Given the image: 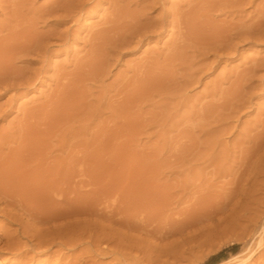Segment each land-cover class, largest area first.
<instances>
[{
	"label": "rangeland",
	"instance_id": "obj_1",
	"mask_svg": "<svg viewBox=\"0 0 264 264\" xmlns=\"http://www.w3.org/2000/svg\"><path fill=\"white\" fill-rule=\"evenodd\" d=\"M116 1L114 2L113 0L110 3L111 0H108V2L107 0H75V2L74 0H0V39L3 38L0 43L4 44L9 37L14 38V36L16 41L21 39L18 36L20 37L19 34L23 30L28 37L30 35L29 38L32 40V43L29 41L32 45L29 43L28 46L33 47L36 43L39 44V42H35L37 39L33 40L37 35L36 37L43 38L41 44H45L42 47L46 48L44 62L37 57L38 55L33 52L31 54V51L28 56L24 53L26 58L22 54L25 59L21 58V54L12 56L13 63L10 62V70L7 69L10 72L12 71L14 75L17 72L15 70L20 69L19 71L22 74L18 71L16 75L19 73L18 76L22 77L21 79L16 75L13 76V73L10 76L6 67H4V70L2 67L0 69V79H2L0 80V162H3L5 166L8 165L11 170L6 169L7 166H3L5 169L1 168L3 163H0V171H3L0 173L2 174L0 175V180L2 181L0 182V198H2L0 200V239L4 237L3 234L15 235L14 232L25 231L26 233L28 230L29 235L30 233L33 234L34 231L36 232L40 227L44 229L48 227L46 225H39L40 227H38V224L34 225L33 220L30 219L29 213L31 212L32 214V211L37 210L40 203L36 204V200L34 202V199H29L27 196L23 198L25 196L23 186L28 187L26 182L27 184L29 182L26 180L31 179L33 174L35 176L38 175L37 170L39 171L38 178L34 177L40 182L33 180V184L29 183L34 185V187L35 184L38 185L40 183H47V186L50 184V186H56L57 183L58 186V182L61 180L60 186L65 188L66 183L71 180L70 183L73 186L75 185L76 188L80 186L83 189L88 188L87 190H77L78 188L74 189L75 186H71L73 187L72 190L74 189L77 193L79 191L78 194L80 195L84 194V192L86 193V191L90 192H88L89 195H94L100 184L99 189L101 186H111L109 188L117 192L120 191L118 194L123 198L121 199L122 213L125 211L123 217L127 220L135 218L138 221L139 219L137 218H141L143 220L140 219L141 222L146 227L137 228V232V229L132 230L130 228V231L129 228L124 226L108 224L105 230L112 232L117 239L128 236L130 240L127 238L122 241H125L122 244L127 247L125 251L130 253V255L132 254V257L137 258L141 264H251V262L254 264L257 259L255 264L257 262H259L258 264H264V261H261V259L264 260V244H262L264 241H261L264 240L262 239L264 237H260L264 236V142H261L264 141L262 139L264 137H261L264 136V130H262L264 129L262 127L264 126V118H262L264 117L262 115L264 112L261 111L264 110V86H262L264 83L260 84L261 80L264 81L262 79L264 78V71L260 68L264 67H256V65L264 64V41H260V43L258 41L241 43L239 42L240 39H238L239 41L232 39L228 44L235 45L237 49L233 50L230 48L231 50L227 49L228 52L226 49H220L218 53L216 52L217 50L208 51V46L198 45L193 38L191 40L182 39L184 43L181 42V38H179L180 31H177V28L173 26L176 31L172 30L170 22L168 23L169 20H172V17L168 19V16L165 18V23L168 20L167 23L169 25L165 24L163 26L162 29L164 31L161 30L159 24L155 25V27L151 26V24L146 25L144 29H149L148 31L141 29V32H144V34L142 32L143 36L150 37L147 38L148 40L141 38L142 42L141 40L137 41L140 38L137 36V40L134 39V42L137 41V43L127 39V37L126 40L128 42H125L124 33H127L125 28L123 32L122 30L120 31V34L116 31V33L106 34L103 40L101 39L102 41L98 40L97 44L94 39L91 40V35L97 32L98 29L100 30L101 27L104 28L106 19L111 18L109 15L115 9L114 3ZM123 1L118 3L120 8L129 2V0ZM160 1L164 2L159 7H154L151 0H142V3H146L152 9L149 10L148 6L141 5L148 7L144 13L147 12L148 16L150 14L149 23L152 20L154 21V19L157 20L164 12L166 13L167 9L171 11L173 4L178 7L179 5L177 4L179 3L180 7L183 6V9L181 8L183 11L190 12L189 17L194 20L196 17L198 18H196L197 21L195 20L196 23H210L208 25H211L213 30V26L216 29L223 25L226 26L225 24L233 19L230 24L235 22V24H238L237 19L239 17L240 21L245 23V20L248 21L251 17L252 23L259 16L261 7H264V4H262L264 0H255L256 4L254 0L253 2L252 0H234V2L236 1L235 3L233 0L232 3H229L231 0H211L212 3L214 2L213 4H211L210 0H205V2L204 0H198V2L196 0ZM243 1H246V3ZM194 2L197 4L195 5ZM132 3H129V5L131 4L130 10L135 7ZM184 3L186 5H183ZM189 3L195 7L188 6ZM218 3H221V6ZM223 3L226 4L224 5ZM237 3L240 4L237 5ZM110 4L114 6H111V9L108 7ZM162 4H164L163 7ZM217 4L220 7L219 9L216 6ZM13 6L14 9L11 8ZM200 7H202V10H200ZM238 7H241V9ZM16 8L17 11H15ZM208 8L210 10L213 8L215 12L211 10L209 14ZM236 8L238 12L244 11L243 15L246 14L248 16L249 14V19H247L246 15L242 16L241 13H238ZM51 9H54L55 12L46 15V12ZM18 10L23 12L20 13ZM45 10L47 11L45 12ZM79 10L81 11L79 12ZM218 10L224 15H220ZM231 10L235 12L232 13ZM226 11L227 13H225ZM160 12L162 13L160 14ZM230 12L235 14L236 17L240 14L241 16L237 18L235 15V18L232 15L227 16L226 14ZM205 13L209 15L206 16ZM251 13H255L254 15L252 14L253 18ZM64 14L65 17H62ZM123 14L124 12L122 11ZM14 15L16 16L14 17ZM25 15H27L29 20ZM66 15H69L70 18H68L69 16L66 17ZM107 15L109 18H106ZM32 16L34 18L40 17L35 18V21ZM127 16L125 15L126 19H128ZM200 16L204 18L205 23ZM18 18H20L22 23H17L19 22ZM104 18L105 21L103 22ZM24 19L27 20L25 21ZM126 19L123 22L128 24L129 22H126ZM225 19L228 21L225 22ZM148 21L143 22L148 23ZM249 21L246 24L247 26L250 24ZM16 23L18 26L15 25ZM20 24L21 27L19 28ZM215 24H218V27ZM148 26L151 29H156L153 30L155 34L157 32V36L153 30L150 31L151 29ZM16 29L18 36L14 33L17 32L15 31ZM11 31V36L6 35L11 33ZM115 34L118 36L116 37ZM151 34L153 35L151 36ZM110 35L113 37L111 38ZM121 35H124V37H120L119 40ZM177 37L179 39H176ZM109 38L114 39V42ZM121 38L122 41L124 40V46H120L122 44ZM116 39L118 40L117 42ZM174 40L179 42L175 43ZM172 41L176 45L171 43ZM190 41L195 44L193 43L192 45ZM236 41L238 46L232 44L236 43ZM102 43L104 47L100 45ZM116 43H119L118 47ZM94 44L98 45V51L95 56L88 54L90 52L89 49ZM172 45L175 48H172ZM191 45L192 47H190ZM202 46L205 47L203 48ZM198 47L200 48L197 49ZM115 48L116 50H114ZM191 48L202 54L206 53L204 56L207 57H199L203 55L201 53L194 54L195 51ZM111 49L115 51L111 53L112 56L109 55L112 51ZM185 49L188 51L183 52ZM175 50L179 53H176ZM190 50L191 52L189 53ZM171 53L175 56V59ZM215 53H217V57L221 54L218 57L219 59L215 57ZM107 54L110 57H107ZM197 54L201 55L197 56ZM97 55L98 57H96ZM92 56L94 57L92 58ZM184 56H189V58L185 57L186 59H184ZM97 58L98 62L96 61ZM199 58L202 59L200 60ZM101 59L105 61L103 62ZM188 59L190 62L187 61ZM180 60H183L182 62L185 65H182L183 63L179 64ZM22 63L24 64L22 65ZM41 65L45 67H41L43 69L39 70V72L35 71L41 69ZM21 66L26 69H22L24 72H22ZM89 66H94L95 68ZM178 66L183 69H179ZM248 66L249 68H247ZM184 67H187V69ZM255 67L259 71H255L254 73L256 74H248ZM33 71L36 72L35 75ZM198 71L200 72L195 74ZM243 75L246 76L247 80ZM8 76L10 77L9 79L7 78ZM5 78H7L6 81ZM23 79H28V81L22 82L21 80ZM187 79L188 81H186ZM224 79L227 81H224ZM181 80L183 82L179 84L178 81ZM253 81L254 83H252ZM175 82L178 85H176L177 83L174 84ZM187 82L192 84L187 85ZM8 85H12V87L10 86V88ZM6 87H9V89L6 90ZM213 90H215V94ZM256 117L258 121H256ZM33 119H36V121L34 122ZM255 123L258 125H255ZM260 123L262 126H260ZM15 156H17L19 161L17 159V162H15ZM6 160L8 161L7 163L5 162ZM82 162H85V164ZM12 163L13 167H10L9 164ZM23 167H26V169H23ZM81 168L87 171L88 174L85 172L86 177H84ZM21 169L20 174L18 170ZM79 170L81 171V178ZM24 171L25 173L33 171L30 174L31 177L29 176L30 172H27V175ZM70 171L78 172V174L69 175L68 173H73ZM5 173L10 174V176ZM11 173L14 174L13 180L10 178L12 182L9 181V183L5 182L3 184L6 180L8 182L9 178H6L7 176L12 177ZM64 174H67L68 177H64ZM22 175H26V177ZM3 178L6 180L3 181ZM20 178H23L25 185H21L22 180ZM82 178H87L85 181H88L86 184L89 186L79 183H84V179L80 180ZM15 179L18 181L14 183ZM32 179L29 181L32 182ZM76 179L79 180L77 181ZM23 181L22 183H24ZM76 181L80 186L77 183V185L74 184ZM89 181L91 183L96 182L97 187H93V189L96 188L95 190L92 189L91 191L90 187L95 182L91 184ZM14 184L22 187H17L21 192H19V189L17 190L19 195L23 193L20 196L23 202H20L18 197H16L18 199L14 197L12 201L5 196L6 194L12 195L9 193V189ZM2 188L4 190L9 189L4 191ZM74 190L73 192H75ZM33 191L29 192V196L36 194L35 190ZM73 192L70 193L73 194ZM77 193H74V196L76 194L75 197L72 194L69 196L66 194V197L67 199L76 198ZM88 193L84 195L87 196ZM127 194L128 196L126 197ZM84 195L81 197L84 198ZM42 196L43 194L41 193ZM26 198H28V201ZM110 200L112 201V198ZM29 201L36 205L26 204ZM111 201L109 205L113 207ZM14 202L19 203L16 205ZM20 203L24 205L22 204L21 206ZM25 205L32 207H26ZM12 206H16V208ZM20 206L22 209H17ZM3 208L4 210H2ZM12 208L19 210V214L14 209L12 214ZM31 208H34V210H31ZM135 210L138 214H136ZM131 211L135 214L131 213ZM24 214H26L25 217ZM72 217H69L70 220L62 218L69 221L76 220L75 222H70L71 224L62 219H58L57 221L59 222L56 220L51 222L49 226L53 229L51 231L56 229L55 231L61 232L62 230L61 233H65L63 234L64 237L70 236L69 238H71L85 228L87 232L93 231L95 233V231H98L97 229L100 230L103 222L96 216H90L94 217V219L89 216L87 218L84 215L83 217L81 215ZM78 218L82 220L81 223L83 224L79 223ZM82 218H84V222ZM21 219H24L25 223ZM87 220L88 222H86ZM90 220L96 221L92 222ZM15 222H17L18 226H23L18 227ZM60 222L64 225L58 227L59 224L57 225V223ZM52 226L56 227L53 228ZM61 226L66 229L64 228L63 230ZM20 228L22 229L21 231ZM92 228L95 230H92ZM67 230L70 232L69 235ZM122 234L125 236H122ZM126 241L128 242L126 243ZM131 242L133 243L130 244ZM255 244H260V246L258 245L257 248ZM3 247L5 248L0 243V264H25L26 262V264H49L45 262V255H39L35 261L24 262L26 259L23 260L22 257L18 256L17 250L15 251L13 248L4 250L2 249ZM253 247L256 249H252ZM250 252L253 254H250ZM245 254L251 255L249 259ZM244 256L247 259L245 262L243 260ZM128 262L127 260L126 263L128 264ZM129 264L132 263L129 262Z\"/></svg>",
	"mask_w": 264,
	"mask_h": 264
},
{
	"label": "bare ground",
	"instance_id": "obj_2",
	"mask_svg": "<svg viewBox=\"0 0 264 264\" xmlns=\"http://www.w3.org/2000/svg\"><path fill=\"white\" fill-rule=\"evenodd\" d=\"M110 1V0H109ZM112 1L113 0H111V2L110 3H112ZM123 0H117L116 1V3H114L115 2V0H114V6H115V9H113L112 10V14H108L109 16H111V18H109V16L107 15L106 16V18L108 17L109 19H106V22H105V24H104V28H100V30L98 29V31L97 32H95V33H92V35H91V40L92 39H94L95 41V43H97L98 44V40H103V37H105V35L106 34H109V33H114L115 31L116 32H119V34L121 33L120 31L122 30V32H123V29H125L126 28V30H127V33L125 34L124 33V35H125V42H128L127 40H126V37H127V39H129V40H133V42H134V39L135 40H137V36H139L138 38V40L137 41H140L141 40V38H144V39H146V40H148L147 38L149 37V36H146L145 37V35L143 36L142 35V32H141V29H143L144 31L145 30H149V29H144V28H146V25H150L151 24V26H153V27H155V25L157 26V24H159V26H160V28H161V30H163L162 28H163V26H165V24H168L169 22H170V26H171V28H172V30L176 27L177 28V31L179 30L180 31V33H179V38H181V42H183L184 43V41L183 40H185V39H189V40H191L192 38L195 40V42H197L198 43V45L200 44V46L201 45H206V46H208V51H210V50H217L216 52L218 53V50H225L226 49V51H227V49H233V50H235V49H237L236 48V46L234 45H229L228 43L229 42H231L230 40H234V39H236V40H238V39H240V41L239 42H252V41H258L259 43H260V41H264V7H261L260 9H261V11H260V14H259V16L256 18V20L255 21H252V23H251V17H250V19L248 18V16H249V14H248V12H247V14H248V16H247V19H249L248 21H249V23L250 24H248V26L246 25L247 24V20H245L246 21V23L245 22H242V21H240V17L239 16H241V14H242V16H245V15H243V12H238V9L236 10L238 13H241L240 15H238L237 17H239L237 20H238V24H230V22H232L233 20H231L229 23H226L225 25L226 26H222V27H219V28H215V26H213L214 27V30H213V28H211V25L209 26L208 24H210V23H208L207 24V22H206V24H198V23H196L195 22V20H196V18H195V20L193 19V18H191V17H189V13L190 12H187L186 10L185 11H183L182 9V7H180V4L178 3H176L177 5H179L178 7L177 6H175V4H173L174 6L172 7V9H171V11H168V9H167V11H166V13L164 12L157 20H155L154 19V21L152 20L150 23H149V21L148 20H150V18H149V16H150V14H149V16L146 14V13H144L145 12V10H146V8H148L149 6L145 3H142V0H135V1H133V0H129V2H127L128 4H126L124 7H119V5H118V3H121ZM150 1V0H149ZM152 2V6H154V7H156V6H160L161 5V3H163V2H161L160 0H151ZM184 1V0H183ZM182 1V2H183ZM188 1H191V0H188ZM193 1V0H192ZM197 2H198V0H196ZM206 1H209V0H206ZM211 1V0H210ZM220 1H222V0H220ZM227 1V0H226ZM229 1V0H228ZM237 1V0H236ZM235 1V2H236ZM239 1V0H238ZM7 2V1H6ZM10 2V1H9ZM67 2V1H66ZM70 2V1H69ZM74 2H75V0H74ZM107 2H108V0H107ZM124 2V1H123ZM131 2H133L132 3V5H134L135 7H134V9L132 8V10H130V6H131V4L129 5V3H131ZM144 2V1H143ZM147 2V1H146ZM204 2H205V0H204ZM217 2V1H216ZM233 2H234V0H233ZM234 2V3H235ZM243 2H245L246 3V1H243ZM249 2V1H248ZM251 2V1H250ZM252 2H253V0H252ZM251 2V3H252ZM262 2H264V1H262ZM3 3V2H2ZM8 3V2H7ZM99 3V2H98ZM151 3H150V5H151ZM191 3V2H190ZM190 3L188 4V6H192V5H190ZM195 3V5L197 4L196 2H194ZM199 3H200V1H199ZM202 3V2H201ZM207 3V2H206ZM214 3V2H213ZM212 3V1H211V4H213ZM229 3H232V0H231V2L229 1ZM233 3V4H234ZM244 3V4H245ZM251 3H249L250 5H251ZM254 3L256 4V2H255V0H254ZM13 4V3H12ZM12 4H10V5H12ZM19 4V3H18ZM65 4V3H64ZM107 4H109V3H107ZM145 5V6H148V7H144V6H141V5ZM182 4V3H181ZM205 4V3H204ZM209 4V3H208ZM218 4H220V6H221V3H218ZM218 4L216 5V6H218ZM224 5L226 4V3H223ZM222 4V5H223ZM238 4H240V3H237V5ZM254 4V5H255ZM262 4H264V3H262ZM14 6H15V4H13ZM21 5V4H20ZM71 5V4H70ZM113 5V4H112ZM111 4L110 5H108V7H110V9H111V6H112ZM124 5V4H123ZM163 5L164 4H162V7H163ZM183 5H186L185 3L183 4ZM199 5V4H198ZM227 5H228V2H227ZM235 5V4H234ZM259 5H261V3H259ZM14 6L13 7H11V8H13L14 9ZM79 6H80V4H79ZM97 6H98V4H97ZM114 6H112V7H114ZM206 6V5H205ZM212 6V5H211ZM215 6V7H216ZM257 6H258V4H257ZM20 7V6H19ZM24 7V6H23ZM161 7V8H162ZM187 7V6H186ZM193 7H195V6H192V8ZM209 7V6H208ZM214 7V8H215ZM229 7H231V6H229ZM245 7H246V5H245ZM248 7H250V6H248ZM252 7V6H251ZM259 7V6H258ZM10 8V9H11ZM21 8V7H20ZM63 8H65V7H63ZM68 8V7H67ZM70 8V7H69ZM79 8H81V7H79ZM150 8V7H149ZM160 8V9H161ZM182 8V9H181ZM201 8V9H200ZM200 8H198V9H200V10H202V7H200ZM203 8H204V5H203ZM220 7L218 6V9H219ZM224 8V7H223ZM222 8V9H223ZM226 8V7H225ZM239 8V7H238ZM55 9V8H54ZM54 9H51V10H45V12H46V15H50V14H53L54 12H55V10ZM73 9V8H72ZM84 9V8H83ZM165 9V8H164ZM187 9V8H186ZM189 9V8H188ZM191 9V8H190ZM197 9V10H198ZM209 9V8H208ZM221 9V10H222ZM232 9V8H231ZM239 9H241V7L239 8ZM244 9V8H243ZM242 9V10H243ZM259 9V10H260ZM62 10V9H61ZM75 10V9H74ZM149 10H152L151 8L149 9ZM193 10V9H192ZM204 10V9H203ZM211 10H213V8L211 9ZM210 9H209V14H210V11H211ZM234 10V9H233ZM255 10V9H254ZM11 12H12V10H10ZM15 11H17V8H16V10ZM14 11V12H15ZM19 12H20V10H18ZM59 11H60V9H59ZM63 11H64V9H63ZM81 10H79V12H80ZM122 11L124 12V16L122 15ZM162 11V10H161ZM193 11H196V10H193ZM205 11H207V10H205ZM214 11V10H213ZM229 11V10H228ZM241 11V10H240ZM252 11V10H251ZM256 11V10H255ZM21 12H23L22 10H21ZM20 12V13H21ZM42 12H44L43 10H42ZM41 12V13H42ZM74 12V11H73ZM109 12V13H110ZM127 12H129V13H127ZM151 12V11H150ZM196 12H198V11H196ZM200 12V11H199ZM215 12V11H214ZM220 12V15H224V13H222L221 14V11H219L218 10V13ZM231 12H232V10H231ZM231 12L230 13H228V14H230V15H228V14H226L227 16H233V18H235L236 17V15L235 14H231ZM233 12H235V11H233ZM232 12V13H233ZM20 13H18V15H20ZM38 13V12H37ZM48 13V14H47ZM71 13H72V10H71ZM127 13V14H126ZM162 12H160V14H161ZM208 13V12H207ZM225 13H227V11L225 12ZM246 13V12H245ZM11 14V13H10ZM14 14V13H13ZM56 14H57V11H56ZM67 14V13H66ZM69 14V13H68ZM209 14H207V15H209ZM211 14H213L212 12H211ZM253 13H251V15H252ZM255 14V13H254ZM253 14V15H254ZM8 15V14H7ZM12 15V14H11ZM17 15V14H16ZM16 15H14V17L16 16ZM17 15V16H18ZM44 15V14H43ZM125 15H128L127 16V18L128 19H126V17H125ZM191 15V14H190ZM194 15V14H193ZM205 15H206V13H205ZM206 15V16H207ZM234 15H235V17H234ZM253 15H252V18H253ZM5 16V15H4ZM24 16V15H23ZM26 17H27V15H25ZM69 15H66V17H68ZM169 16V18L168 19H170V17H172L171 19V21L169 20H167L168 21V23H167V21H166V23H165V18H167ZM212 16H215V15H212ZM256 16V15H255ZM254 16V17H255ZM9 17H10V15H9ZM12 17V16H11ZM26 17H24V18H26ZM33 17V16H32ZM38 17H40V16H38ZM38 17H35V18H38ZM62 17H65V14H64V16H62ZM61 17V18H62ZM123 17H125V18H123ZM151 17V16H150ZM236 17V18H237ZM20 18H21V20H22V17L20 16ZM20 18H18L19 19V22H17V23H20L21 22V20H20ZM34 18V17H33ZM34 18V19H35ZM52 18V17H51ZM68 18H70V16L68 17ZM153 18V17H152ZM155 18V17H154ZM200 18L201 19H203V22H204V18H202L201 16H200ZM227 18V17H226ZM231 18V17H230ZM17 19V18H16ZM27 19H28V17H27ZM26 19V20H27ZM31 20H32V18H30ZM40 19V18H39ZM124 19H126V22H129L128 24H125L124 22H123V20ZM198 19V18H197ZM209 19H210V16H209ZM243 19V18H242ZM25 20V19H24ZM25 20V21H26ZM29 20V19H28ZM129 20V21H128ZM221 20V19H220ZM254 20V19H253ZM17 21V20H16ZM23 21V20H22ZM33 21V20H32ZM35 21H36V19H35ZM38 21H40V20H38ZM105 21V18H104V20H103V22ZM143 21H145V22H147L148 21V23H145V22H143ZM197 21V20H196ZM209 22H210V20H208ZM215 21H217V20H215ZM226 21H228V20H226L225 19V22ZM219 23H220V21H218ZM222 22V21H221ZM224 22V23H225ZM17 23L15 24V25H17ZM22 23V22H21ZM31 23V22H30ZM171 23H172V25H171ZM205 23V22H204ZM212 23H213V19H212ZM216 23V22H215ZM218 23V24H219ZM223 23V24H224ZM6 25H7V23H5ZM218 24L216 25V27H218ZM221 24V23H220ZM228 24V25H227ZM103 25V24H102ZM107 25V26H106ZM145 25V26H144ZM169 25V24H168ZM214 25V24H213ZM9 26V25H8ZM18 26V25H17ZM106 26V27H105ZM174 28H173V27ZM198 26H200V27H198ZM3 27V26H2ZM21 27V24H20V26H19V28ZM24 27V26H23ZM32 27V26H31ZM149 27V26H148ZM147 27V28H148ZM167 27V26H166ZM169 27V26H168ZM6 28V27H5ZM9 28H11V27H9ZM9 28H7V29H9ZM30 28V27H29ZM150 28V27H149ZM159 28V29H160ZM170 28V27H169ZM170 28V29H171ZM6 29V30H7ZM23 29V28H22ZM25 29V28H24ZM151 29V28H150ZM153 29H155V28H153ZM153 29H151L150 31H152ZM159 29H157V30H159ZM216 29V30H215ZM5 30V31H6ZM25 30H27V29H25ZM125 30V31H126ZM156 30V29H155ZM171 30V32H173ZM175 31H176V29H174ZM2 31H4V30H2ZM15 31H17V29L15 30ZM22 31V32H21ZM20 32H21V34H19L20 35V37L17 35V33H18V31L17 32H14L15 33V35L16 36H18V38H21V39H17V41H16V39H14L15 38V36H14V38H11V37H9V39H7L6 41H5V43L4 44H1L0 43V69H1V67H2V69L4 70L5 68L4 67H6V70H7V72L10 70L9 69V67H10V62H12V56H14V55H18V54H21V58H24L23 57V55H24V53L28 56V54H29V52L31 51V54H32V52L35 54V55H38L37 57H39L40 59H42V61L44 62V60L43 59H45L46 57L44 56V54H45V52H46V48L45 47H42L43 45H45V44H41L42 42H43V38H41V37H36L37 35L36 34H33V35H36L34 38H33V40L35 41L36 39V41L35 42H39V44H35V45H33V47L32 46H28L29 45V43L32 41V40H30V35H29V37H28V35H27V33H24L23 32V30H21ZM28 31V30H27ZM149 31V32H150ZM164 31V30H163ZM7 32V31H6ZM9 32V31H8ZM28 32H31V31H28ZM115 32V33H116ZM153 32H154V30H153ZM158 32H162V31H158ZM32 33V32H31ZM34 33V32H33ZM11 34H12V31H11V33H9V34H6V35H8V36H11ZM141 34V35H140ZM143 34H144V32H143ZM145 34H146V32H145ZM154 34H155V32H154ZM156 34H157V32H156ZM155 34V35H156ZM3 35V34H2ZM51 35V34H50ZM113 35V34H112ZM112 35H110V37L112 38L113 36ZM116 35V34H115ZM124 35H121V36H119V40H120V37H124ZM150 35V34H149ZM153 34H151V36H152ZM177 36H178V34H176ZM7 36V37H8ZM118 35H116V37H117ZM157 36V35H156ZM159 36V35H158ZM173 36V35H172ZM175 36V35H174ZM0 37H1V35H0ZM12 37H13V35H12ZM116 37H114V38H116ZM176 37V36H175ZM62 38V37H61ZM111 38H109V39H111ZM150 38V37H149ZM152 38V37H151ZM174 38V37H173ZM178 37L176 38V39H179ZM1 39H3V38H1ZM0 39V40H1ZM108 39V41H110ZM118 39V38H117ZM116 39V42L118 41ZM124 39V38H123ZM175 39V38H174ZM183 39V40H182ZM5 40V39H4ZM101 40V41H102ZM112 41L114 40V39H111ZM30 41V42H29ZM33 41V42H34ZM90 41V40H89ZM97 41V42H96ZM121 41H122V38H121ZM137 41L136 42H134V43H137ZM4 42V41H3ZM88 42V41H87ZM92 42V41H91ZM91 42H89V43H91ZM94 42H92V43H94ZM100 42V41H99ZM114 42V41H113ZM141 42H142V40H141ZM174 42H175V40H174ZM173 41L171 42V43H174ZM177 42H179V41H176L175 43H177ZM180 42V43H181ZM191 42V41H190ZM257 42V43H258ZM32 43V42H31ZM30 43V44H31ZM88 43V44H89ZM91 43V44H92ZM132 43V42H131ZM174 43V44H175ZM186 43H188L187 41H186ZM194 43V42H193ZM193 43L191 42V44L193 45ZM237 41H236V43H232V44H236L237 45ZM40 44H41V46H40ZM97 44H94V45H92L91 46V48L89 49V51L90 52H88V54L90 53V55H96V52L98 51V45ZM109 44V43H108ZM117 44V47L119 46V43H116ZM124 44V40L122 41V44L120 45V46H124L123 45ZM127 44V43H126ZM130 44V43H129ZM173 44V45H174ZM195 44V43H194ZM248 44V43H247ZM32 45V44H31ZM90 45V44H89ZM100 45H103V43L102 44H100ZM173 45H172V48H175V46L173 47ZM176 45V44H175ZM180 45V44H179ZM185 45V44H184ZM188 45H190V44H188ZM187 45V46H188ZM192 45L190 46V47H192ZM227 45H229V46H227ZM244 45V44H243ZM127 46V45H126ZM182 46V45H181ZM195 46V45H194ZM238 46V45H237ZM103 47H104V45H103ZM103 47H101V48H103ZM115 47V46H114ZM116 47V48H117ZM185 47H186V45H185ZM203 47V46H202ZM205 47V46H204ZM203 47V48H204ZM113 48V47H112ZM116 48L114 49V50H116ZM200 47H198L197 49H199ZM207 48V47H206ZM239 48V47H238ZM106 49H108V48H106ZM191 49H193V51H195V53L194 54H196V53H201V52H199V51H197V50H194V48H191ZM230 49V50H231ZM100 50V49H99ZM112 50V49H111ZM114 50H112L111 52H110V54H109V52H108V54L109 55H111V53H114L115 51ZM201 50V49H200ZM106 51V50H105ZM108 51V50H107ZM176 51V50H175ZM174 51V52H175ZM178 51H181V50H178ZM186 51H188V50H184L183 52H186ZM192 51V52H193ZM202 51V50H201ZM207 51V52H208ZM104 52V51H103ZM102 52V53H103ZM173 52V53H174ZM191 52V50L189 51V53ZM215 52V51H214ZM228 52V51H227ZM231 52V51H230ZM229 52V53H230ZM234 52V51H233ZM238 52V51H237ZM2 53V54H1ZM117 53V52H116ZM176 53H179V52H177L176 51ZM176 53H175V55H176ZM188 53V54H189ZM217 53H215V57H217L216 56V54ZM220 53V52H219ZM221 53H223L222 51H221ZM226 53V52H225ZM228 53V54H229ZM236 53V52H235ZM23 54V55H22ZM107 54V57L109 56ZM172 54V53H171ZM181 55H182V53H180ZM184 54V53H183ZM193 54V53H192ZM202 54V53H201ZM201 54H197V56L198 55H201ZM206 54V53H205ZM205 54H202L203 56H199V57H207V56H204ZM231 54V53H230ZM234 54V53H233ZM173 55V54H172ZM178 56H179V54H177ZM180 55V56H181ZM186 55H187V53H186ZM208 55V54H207ZM212 55V54H211ZM221 55V54H220ZM220 55H218V57L220 56ZM223 55V54H222ZM224 55H226V54H224ZM25 56V55H24ZM94 56H92V58L94 57ZM99 56H101V55H99ZM106 56V55H105ZM112 56V55H111ZM174 56V55H173ZM191 57H192V55H190ZM196 58H197V56L196 55H194ZM209 56V55H208ZM36 57V58H37ZM96 57H98V55L96 56ZM110 57V56H109ZM177 57V56H176ZM185 57H187V56H184V59H186ZM217 57V58H218ZM19 58V57H18ZM25 58H26V56H25ZM24 58V59H25ZM91 58V59H92ZM102 58V57H101ZM183 58V57H182ZM187 58H189V56L187 57ZM202 58H199L200 60L202 59ZM27 59H29L28 57H27ZM174 59H175V56H174ZM191 59V58H190ZM193 59V58H192ZM195 59V58H194ZM219 59V58H218ZM19 60V59H18ZM34 60V59H33ZM24 61V60H23ZM22 61V62H23ZM26 61V60H25ZM28 61V60H27ZM30 61V60H29ZM41 61V62H42ZM97 62H98V58H97V60H96ZM101 61H103V59H101ZM105 61V60H104ZM103 61V62H104ZM179 61V60H178ZM181 62H179V64L180 63H183L182 65H185L184 64V62H182L183 60H180ZM187 61H189L190 62V60L188 59ZM192 61V60H191ZM255 61V60H254ZM21 62V61H20ZM31 62H35V61H31ZM40 62V61H39ZM174 62H175V60H174ZM194 62V61H193ZM195 62L197 63V61L195 60ZM252 62H253V60H252ZM7 63H8V65H7ZM13 63V62H12ZM25 63V62H24ZM24 63H22V65L24 64ZM28 63V62H27ZM95 63V62H94ZM106 63H107V60H106ZM173 63V62H172ZM176 63H178V62H176ZM200 63V62H199ZM256 63V62H255ZM21 64V63H20ZM29 64V63H28ZM32 64V63H31ZM31 64H30V66H31ZM35 64V63H34ZM201 64V63H200ZM252 64V63H251ZM261 64V63H260ZM103 65V64H102ZM104 65H105V63H104ZM103 65V66H104ZM255 65V64H254ZM13 66H14V64H13ZM26 66V65H25ZM202 66V65H201ZM203 66H205V65H203ZM253 66V65H252ZM251 66V67H252ZM41 67H43V65H41L40 66V68ZM45 67V66H44ZM43 67V68H44ZM89 67H94V66H89ZM256 67H264V64H261V65H256ZM256 67H255V69H256ZM9 70H8V69ZM19 68V67H18ZM18 68H15V69H18ZM24 67H22L21 66V70L23 69ZM43 68H41V69H38V70H35V71H37V72H39V70H42ZM95 68V67H94ZM178 68L179 69H183V68H180L179 66H178ZM184 68H186L187 69V67H184ZM247 68H249V66L247 67ZM201 69V68H200ZM202 69H203V67H202ZM201 69V70H202ZM252 69V68H251ZM254 69V68H253ZM250 70V71H252V72H250V73H248V74H251V73H254L255 71H259L258 69H256V70ZM260 69H262V71H264V68H260ZM3 70H2V72H3ZM6 70H5V72H6ZM20 69H18V70H15V72L17 71H19ZM24 70H26L25 68H24ZM28 70V69H27ZM193 70V69H192ZM197 70H198V68H197ZM249 70V69H248ZM30 71H31V68H30ZM183 71V70H182ZM195 71V70H194ZM17 72H16V74H17ZM22 72H24L23 70H22ZM34 72V71H33ZM186 72V71H185ZM184 72V73H185ZM196 72V71H195ZM194 72V73H195ZM200 71H198L197 73H195V74H198ZM243 72H245V71H243ZM9 73H10V76H11V73H13L12 71L10 72L9 71ZM19 73H21V71H19ZM19 73H18V75H19ZM35 73L36 72H34L33 74L35 75ZM183 73V74H184ZM189 73V72H188ZM259 73V72H258ZM257 73V74H258ZM3 74H5V73H3ZM3 74H2V77H3ZM7 75H8V73H6ZM15 74V75H16ZM22 74V73H21ZM24 74V73H23ZM26 74V73H25ZM27 74H29V73H27ZM32 74V73H31ZM39 74V73H38ZM187 74V73H186ZM195 74H193V75H195ZM244 74V73H243ZM248 74H245V75H248ZM254 74H256V73H254ZM14 75V73H13V76H15ZM18 75H16V76H18ZM242 75V74H241ZM245 75H243V76H245ZM1 76V75H0ZM22 76H25V75H22ZM240 76V75H239ZM249 76V75H248ZM252 76V75H251ZM179 77H180V75H179ZM184 77V76H183ZM192 77H194V76H192ZM254 77V76H253ZM8 79L10 78L9 76L7 77ZM7 78H5V81L7 80ZM14 78V77H13ZM18 78H22V77H19L18 76ZM181 78H182V76H181ZM180 78V79H181ZM191 78V77H190ZM195 78V77H194ZM198 78V77H197ZM244 78H246V76L244 77ZM243 78V79H244ZM3 79H4V77H3ZM192 79V78H191ZM227 79V78H226ZM226 79H224V81L226 80ZM237 79V78H236ZM253 79H255V78H253ZM259 79H261V78H259ZM262 79H264V78H262ZM0 80H2V79H0ZM184 80H185V77H184ZM196 80V79H195ZM198 80V79H197ZM223 80V79H222ZM228 80V79H227ZM226 80V81H227ZM246 80H247V78H246ZM246 80H243V81H246ZM4 81V80H3ZM22 82L23 81H25V82H27L28 81V79H23V80H21ZM186 81H188V79L186 80ZM190 81V80H189ZM194 81V80H193ZM201 81V80H200ZM221 81V80H220ZM241 81V80H240ZM239 81V82H240ZM254 81H256V80H254ZM254 81L252 82V83H254ZM260 81V80H259ZM259 81H258V83H259ZM179 82V84H180V82H183L182 80L181 81H178ZM257 82V81H256ZM261 83L260 84H262V83H264V81H260ZM177 82H175L174 84H176ZM221 83V82H220ZM223 83V82H222ZM244 83V82H243ZM248 83V82H247ZM250 83H251V80H250ZM3 84V83H2ZM173 84V83H172ZM183 84V83H182ZM181 84V86L183 87V88H185L183 85ZM188 84H192V83H188L187 82V85ZM196 84V83H195ZM198 84H199V82H198ZM259 84V85H260ZM176 85H178V83L176 84ZM197 85V84H196ZM200 85V84H199ZM251 85V84H250ZM253 85V84H252ZM259 85H258V87H259ZM6 86H7V84H6ZM9 86V85H8ZM11 87H12V85H10ZM9 86V87H10ZM21 86V85H20ZM245 86H246V84H245ZM262 86H264V85H262ZM261 86V87H262ZM0 87H1V84H0ZM9 87L6 89V90H8L9 89ZM10 87V88H11ZM247 87V89H248V86H246ZM249 87H251V86H249ZM3 88V87H2ZM1 88V89H2ZM176 88H177V86H176ZM178 88H179V86H178ZM240 88H242V87H240ZM255 88V87H254ZM181 89V88H180ZM216 89V88H215ZM245 89V88H244ZM250 89V88H249ZM177 90H179V89H177ZM184 90V89H183ZM178 92V91H177ZM215 92V90H213V93ZM215 94V93H214ZM181 98H182V96H181ZM178 102V101H177ZM179 102H180V99H179ZM178 105V104H177ZM262 112H264V110H261ZM261 113V112H260ZM35 114V113H34ZM261 115V114H260ZM262 115H264V114H262ZM36 116V115H35ZM34 116V117H35ZM258 116V115H257ZM32 117H33V115H32ZM36 118V117H35ZM261 118V117H260ZM262 118H264V117H262ZM34 120V122L36 121V119H33ZM260 120H262V119H260ZM256 121H258L257 120V117H256ZM260 122V121H259ZM259 122H257V123H259ZM262 123V122H261ZM261 123H260V126H262L261 125ZM255 125H258V124H256L255 123ZM262 127H264V126H262ZM262 130H264V129H262ZM259 133H261L260 131H259ZM258 133V134H259ZM258 134H256V135H258ZM262 134V133H261ZM245 136H248V135H245ZM258 137V136H257ZM261 137H264V136H261ZM254 138H255V136H254ZM262 139H264V138H262ZM255 141V140H254ZM260 141V140H259ZM261 142H264V141H261ZM257 145V144H256ZM8 155V154H7ZM7 155H6V157H7ZM1 157V156H0ZM10 157V156H9ZM20 157V156H19ZM3 158V157H2ZM5 158V157H4ZM14 158V157H13ZM25 158H26V156H25ZM17 156H15V162H17ZM22 159H24V158H22ZM4 160V159H3ZM8 160V159H7ZM5 161L6 163L8 162V161ZM11 160V159H10ZM26 160V159H25ZM18 161H19V159H18ZM0 163H3V162H0ZM83 163V162H82ZM4 164V163H3ZM3 164H1V168H4L3 166H5V164L3 165ZM83 164H85V162L83 163ZM10 165V167H13L12 165H13V163L12 164H9ZM7 166V167H6ZM5 167H6V169H8L9 171H11L9 168H8V165H6ZM83 167H84V165H82ZM86 166V165H85ZM14 167H17V166H14ZM0 168V169H1ZM85 168V167H84ZM5 169V168H4ZM3 169V170H4ZM16 169H18V168H16ZM23 169H26V167L24 168L23 167ZM32 170V169H31ZM34 171H35V169H33ZM72 170V169H71ZM81 170H82V172L84 173V177H86L85 176V172L87 173V171L86 170H84V169H82L81 168ZM84 170V171H83ZM7 171V170H6ZM20 171H22V169L21 170H18V173H20L21 174V172ZM74 171V170H73ZM73 171H70V172H73ZM78 171V170H77ZM77 171H75V172H77ZM80 171V170H79ZM1 172H3V171H0V173ZM28 173H29V176L31 177V173L33 172V171H27ZM26 172V173H27ZM36 172H38V175H39V171H37L36 170ZM10 173V172H9ZM17 173V174H18ZM24 173H25V171H24ZM25 173V174H26ZM28 173H27V175H28ZM65 173H68V172H65ZM6 174V173H5ZM12 174V173H11ZM69 175H72V174H75V175H77L78 174V172L77 173H68ZM88 174V173H87ZM0 175H2V174H0ZM6 175H8V174H6ZM5 175V176H6ZM13 175L14 174H12L11 176L12 177H8V176H10V174L6 177V178H9L8 179V182H7V180L5 179V178H3V181L4 180H6V181H4L3 182V184L6 182V183H9V181H10V178H12L11 180H13ZM38 175H34L33 174V176H32V182H30L31 181V179H24V180H26V181H28L29 183H32L33 184V180L35 181H37L38 183L40 182V180H37L36 178H38L37 176ZM65 176L64 177H68V175L67 174H64ZM74 175V177L76 178V176ZM80 178H81V171H80ZM78 175V176H79ZM15 176H17V175H15ZM14 176V177H15ZM18 176H20L19 174H18ZM17 176V177H18ZM22 176H25L26 177V175H22ZM21 176V177H22ZM36 178H35V177ZM73 176V175H72ZM25 177H23V178H25ZM71 177V176H70ZM89 177V176H88ZM23 178H20L21 180L23 179ZM62 178V177H61ZM100 178V177H99ZM1 179V178H0ZM19 179V180H20ZM39 179H40V177H39ZM55 179V178H54ZM64 179H66V178H64ZM70 179V178H69ZM69 179H67L68 181H69ZM84 178H82V179H80V180H83ZM87 178H85L84 179V183H82V182H79L81 185L82 184H86V182H88V181H85ZM95 179H97V178H95ZM56 180V179H55ZM54 180V181H55ZM66 180V181H67ZM77 181L79 180V179H76ZM92 180H93V178H92ZM15 181H18L17 179H15L13 182L15 183ZM23 181V180H22ZM22 181H21V185H25V181H23L24 183H22ZM35 181V182H36ZM57 181V180H56ZM61 181V180H60ZM60 181L58 182L59 183V185L57 186V183H56V186H47V183L45 184V183H43V184H35V182H34V184H35V187H34V185H30L29 183V185L27 184V182H26V185L28 186V187H25V186H23V189H25L24 191H23V193H25L24 195V197L23 198H25L26 196L29 198V199H34L33 201L34 202H36V204L37 203H40L39 204V208H37V210H35V211H32L33 213L31 214V212L29 213L30 215L29 216H31V218L30 219H32L33 220V224L34 225H36V224H38V227H40L39 225H46V226H48V227H46L45 229L43 228H41L40 227V229H35L36 230V232L34 231L33 232V234H29L28 235V230H27V232L25 233V231L24 232H14L15 233V235L13 234V235H6V234H3L4 235V237L3 238H1L0 239V243L1 244H3V246H5V248L3 247L2 249H4V250H9L10 248H13V249H15V251L17 250L18 251V256H20V257H22L23 258V260L24 259H26V260H24V262L25 261H28V262H31V261H35V260H37V257L39 256V255H45L46 256V260H45V262H47V263H51L52 264V262H53V264H124V263H126L127 262V260L130 262V263H132V264H138V263H140L139 262V260L137 259V258H134V257H132L131 255H130V253H126V248L127 247H125L122 243H124V242H122L123 241V239H129V237L128 236H126V238L125 237H121V239H120V237H119V239H117V237L115 236V235H113L112 234V232L110 233L109 231H106L105 229H106V227H108V224L109 225H116V226H124V227H126V228H129V230L131 231V229L130 228H132V230L133 229H137V228H140V227H146V225H143V222H141V218H137V219H139V221L138 220H136L135 218V220L134 219H125L124 217H123V214L125 213V211H124V213H122V211H123V209L121 208V206H122V202H121V199H123V198H121L120 197V195L118 194V193H120V191L119 192H117V191H115L114 189H112V188H109V187H111V186H109V187H100V189H99V186L101 185H99L98 186V190H97V192L95 191V193H94V195H89V193L86 191V193H88L87 194V196H85L86 195V193L84 192V194H82V195H80V194H78L79 193V191H78V193L74 190V189H77L76 188V186H75V188L73 189L75 192H73V190H72V188L74 187L73 186V184H71L70 182H71V180H70V182H68V183H66V181H65V183H66V185H65V188H63V187H61L60 186ZM77 181L74 183V184H76L77 183ZM0 182H2L1 180H0ZM10 182H12V181H10ZM53 182V181H52ZM90 182V181H89ZM95 182V181H94ZM94 182H90L91 184H93ZM98 182V181H97ZM19 183H20V181H19ZM19 183H17V184H19ZM49 183H51V182H49ZM48 183V184H49ZM54 183V182H53ZM65 183H63V184H65ZM2 184V183H1ZM16 184V185H17ZM47 186H45V185ZM62 184V183H61ZM78 184V183H77ZM76 184V185H77ZM20 185V184H19ZM19 185H17V186H15V184L13 185V186H10V187H12V188H10L9 186V193L10 194H12V195H8V194H1V195H5V196H7V198H9V200H12L14 197L16 198V197H18V198H20V202H23V201H21V198L22 197H20V196H22L23 195V193H22V195H19V192H21V190L19 189V188H22L21 186L19 187ZM43 185V186H42ZM87 186H89L88 184H86ZM95 185V186H94ZM94 185H91L90 187H91V191H92V189H93V187H97V184H96V182H95V184ZM71 186H73V187H71ZM78 186H80L79 184H78ZM104 186V185H103ZM106 186H108V185H106ZM17 187H19V188H17ZM85 187V186H84ZM89 187V188H90ZM119 187V186H118ZM4 188H6V187H4ZM4 188H2L3 190H4ZM81 186L77 189V190H82L83 188H81ZM8 189H5L6 191L8 190ZM17 189H19V192H18V190ZM88 189V188H87ZM86 188H84L83 190H87ZM96 189V188H95ZM95 189H93V190H95ZM4 190V191H5ZM33 190H35V195H31V193H30V195L31 196H29V192L30 191H32V192H34ZM1 192V191H0ZM3 192V191H2ZM70 192H73V194L72 193H70ZM81 192V191H80ZM5 193V192H4ZM41 193L43 194V196L41 197ZM69 193V194H68ZM74 193H77V197L76 198H73V199H67V197H66V194L69 196V195H73L74 196ZM82 193V192H81ZM21 194V193H20ZM84 195V198L83 197H81V196H83ZM75 196H76V194H75ZM74 196V197H75ZM91 196V197H90ZM123 196V195H122ZM128 196V194L126 195V197ZM1 197H3V196H1ZM72 197V196H71ZM4 198V197H3ZM18 198H16V199H18ZM28 198H26L27 199V201H28ZM112 198V201L110 200ZM6 199V198H5ZM127 199V198H126ZM0 200H2V198H0ZM14 200V199H13ZM12 200V201H13ZM36 200V201H35ZM130 200H131V198H130ZM134 200V199H133ZM136 200V199H135ZM16 201V200H15ZM110 201L112 202L111 204H113V207L111 208L110 207V205H109V203H110ZM125 201V200H124ZM124 201H123V204H124ZM132 201V200H131ZM130 201V202H131ZM137 201H139V200H137ZM2 202V201H1ZM7 202V201H6ZM11 202V201H10ZM127 202H128V200H127ZM3 203H5L4 201H3ZM2 203V204H3ZM16 205L19 203H16V202H14ZM33 203V202H32ZM31 203V201H29V203L28 202H26V204H30V205H33V206H35L34 204H32ZM132 203V202H131ZM139 203H140V201H139ZM11 204H13L12 202H11ZM21 204V206H22V204L23 203H20ZM19 204V205H20ZM138 204V203H137ZM0 205H1V203H0ZM5 205V204H4ZM24 205V204H23ZM28 205H25L26 207L28 206ZM126 205V204H125ZM132 205V204H131ZM136 205V204H135ZM21 206L18 208L17 207V209H20L21 208ZM124 206V205H123ZM11 207V206H10ZM12 207H15L16 208V206H12ZM28 207H32V206H28ZM15 208H12L11 209V213H12V210L14 209L15 210ZM25 208V207H24ZM23 208V209H24ZM35 208V207H34ZM34 208H31V210H34ZM137 208V207H136ZM135 208V209H136ZM5 209H6V207H5ZM7 209L9 210V207H8V205H7ZM6 209V210H7ZM22 209V208H21ZM27 209V208H26ZM109 209V210H108ZM122 209V210H121ZM2 210H4V208L2 209ZM5 210V211H6ZM106 210V211H105ZM108 210V211H107ZM127 210V209H126ZM138 211H139V209H137ZM4 211V212H5ZM17 210H15V212H16ZM19 211V210H18ZM18 211H17V213H18ZM21 211H23V210H21ZM27 211H29V210H27ZM9 212V211H8ZM24 212H26V211H24ZM135 212H136V210H135ZM16 213V214H17ZM26 213H28V212H26ZM131 213H134L133 211H131ZM140 213V212H139ZM2 214H3V212H2ZM13 214V213H12ZM19 214V213H18ZM22 214V213H21ZM135 214V213H134ZM136 214H138V212H136ZM4 215V214H3ZM11 215V214H10ZM25 215L26 214H24V217H25ZM79 215H81L82 217H83V215L84 216H87V218H88V216L90 217V216H96V218H98V219H100V220H102L103 222H102V225H101V228H100V230L99 229H97L98 231H95V233L93 232H87L86 231V228L85 229H83V230H80V232L78 233L77 232V235L74 237V235H73V237H71V238H69V237H64V235L63 234H65V233H61L62 232V230H61V232H58V231H55L56 229H54V231H51V230H53L52 228H50L49 226H50V223L51 222H54L55 220L57 221L58 219H62V218H64V219H69L70 220V218L69 217H72V216H79ZM131 215V214H130ZM13 216V215H12ZM17 216V215H16ZM16 216H14L15 218H16ZM125 216H126V214H125ZM133 216V215H132ZM136 216V215H135ZM19 217V216H18ZM18 217H17V219H18ZM22 217V216H21ZM27 217H28V215H27ZM20 218V217H19ZM73 218V217H72ZM75 218V217H74ZM80 218V217H79ZM79 218H78V220H79ZM85 218V217H84ZM84 218H82L83 219V222L85 221L84 220ZM87 218H85V219H87ZM90 218H93L94 219V217H90ZM89 218V219H90ZM132 218V217H131ZM29 219V220H30ZM98 219H97V221H98ZM141 219V220H140ZM151 219V218H150ZM16 220V219H15ZM22 220V219H21ZM24 220V219H23ZM22 220V221H23ZM63 220V219H62ZM69 220H63V221H68L69 223L71 222L72 223V221H74V219L72 220V221H69ZM78 220H77V222H78ZM147 220V219H146ZM14 221V220H13ZM16 221H18V220H16ZM21 221V222H22ZM63 221H62V223H63ZM76 221V220H75ZM74 221V222H75ZM80 222L79 223H81V221L82 220H79ZM90 221H92V220H90ZM89 221V222H90ZM96 221V220H95ZM95 221H92V222H95ZM143 221V220H142ZM149 221V220H148ZM57 222H59V221H57ZM86 222H88V220L86 221ZM85 222V223H86ZM145 222V221H144ZM16 224H17V222H15ZM23 223H25L24 221H23ZM27 223H30V222H27ZM61 223V222H60ZM60 223H57V225H58V227L60 226V225H62V223L60 224ZM67 223V222H66ZM65 223V224H66ZM68 223V224H69ZM70 223V224H71ZM84 223V224H85ZM145 223H147V222H145ZM150 223V222H149ZM75 224V223H74ZM81 224H83V223H81ZM80 224V225H81ZM92 224V223H91ZM90 224V225H91ZM97 224V223H96ZM104 224H107V225H105L104 226ZM151 224V223H150ZM153 224H154V222H153ZM32 225V224H31ZM55 225V224H54ZM64 225V224H63ZM62 225V226H63ZM73 225V224H72ZM72 225H70V227H72ZM75 225H77V224H75ZM75 225H74V227H75ZM80 225H78V226H80ZM89 225V224H88ZM93 225V224H92ZM148 225V224H147ZM156 225V224H155ZM17 226H18V224H17ZM16 226V227H17ZM23 225H19L18 227H22ZM26 226V225H25ZM61 226V227H62ZM69 226V225H68ZM100 226V225H99ZM98 226V227H99ZM151 226V225H150ZM17 227V228H18ZM27 227H28V224H27ZM35 227H37V226H35ZM37 227V228H38ZM53 227V226H52ZM56 227V226H55ZM55 227H53V228H55ZM82 227V226H81ZM80 227V228H81ZM88 227H90V226H88ZM94 227H95V223H94ZM148 227V226H147ZM30 228V227H29ZM63 228V230H64V228L65 227H62ZM83 228V227H82ZM91 228V227H90ZM89 228V229H90ZM31 229V228H30ZM29 229V230H30ZM57 229H59V228H57ZM66 229V228H65ZM67 229H69V228H67ZM75 229V228H74ZM94 228H92V230H93ZM141 229V228H140ZM145 229V228H144ZM147 229V228H146ZM154 229V228H153ZM16 230V229H15ZM22 229L20 228V231H21ZM78 230V231H79ZM95 230V229H94ZM134 230V231H135ZM32 231V230H31ZM30 231V232H31ZM66 231V230H65ZM68 231V230H67ZM69 231H70V229H69ZM68 231V232H69ZM72 231V230H71ZM74 231V230H73ZM77 231V230H76ZM76 231H75V234H76ZM115 232H116V230H114ZM145 231V230H144ZM143 231V232H144ZM154 231V230H153ZM119 232V231H118ZM136 232V231H135ZM137 232H138V229H137ZM146 232V231H145ZM5 233V232H4ZM7 233V232H6ZM12 233H13V231H12ZM74 233V232H73ZM121 233V232H120ZM132 233V232H131ZM130 233V234H131ZM147 233V232H146ZM9 234V233H8ZM70 234V232L68 233V235ZM116 234V233H115ZM124 234V233H123ZM122 234V236H125V235H123ZM126 234H128V233H126ZM134 234V233H133ZM28 235V236H27ZM67 235V236H68ZM117 235V234H116ZM129 235V234H128ZM121 236V235H120ZM131 236H133V235H131ZM134 236H137V235H134ZM260 237H264V236H260ZM136 238V237H135ZM138 238V237H137ZM4 239V240H3ZM21 239H23V241H21ZM133 239V238H132ZM261 239V238H260ZM260 239H259V243H260ZM262 239H264V238H262ZM130 240V239H129ZM21 241V242H20ZM257 241V240H256ZM261 241H264V240H261ZM128 241H126V243H127ZM133 242H131L130 244H132ZM262 244H264V243H262ZM127 245V244H126ZM260 246V244H255V246L257 247V246ZM131 246V245H130ZM252 246V245H251ZM254 246V245H253ZM134 247V249H136L135 248V246H133ZM133 247H132V249H133ZM138 247V246H137ZM255 247H253L252 249H254ZM258 248V247H257ZM128 249H130L129 247H128ZM256 249V248H255ZM254 249V250H255ZM12 250V249H11ZM129 251V250H128ZM253 251V250H252ZM258 251V250H257ZM9 252V251H8ZM7 252V253H8ZM133 252V251H132ZM254 252V251H253ZM10 253V252H9ZM247 254H248V252H246ZM260 253V252H259ZM244 254V253H243ZM247 254H245V256L247 255ZM250 254H253V253H251L250 252ZM247 255L246 257H248V259H249V257L251 256V255ZM262 254V253H261ZM17 256V257H18ZM245 256H244V262L247 260V259H245ZM260 257V256H259ZM258 257V258H259ZM41 258V257H40ZM236 258V257H235ZM17 259V258H16ZM44 259V258H43ZM107 259H109L108 261H106ZM252 259V258H251ZM255 260V259H254ZM253 260V261H254ZM258 260V259H257ZM257 260H255V262L257 261ZM20 261V260H19ZM240 261V260H239ZM242 261V260H241ZM261 261H264V260H262L261 259ZM21 262V261H20ZM129 262H128V264H129ZM243 262V261H242ZM243 262V263H244ZM250 262V261H249ZM255 262H254V264H255ZM21 263H23V262H21ZM27 263V262H26ZM25 263V264H26ZM41 263V262H40ZM235 263V262H234ZM259 262H257V264H258ZM29 264V263H28ZM127 264V263H126ZM141 264V263H140ZM241 264V263H240ZM249 264V263H248ZM251 264H252V262H251Z\"/></svg>",
	"mask_w": 264,
	"mask_h": 264
}]
</instances>
